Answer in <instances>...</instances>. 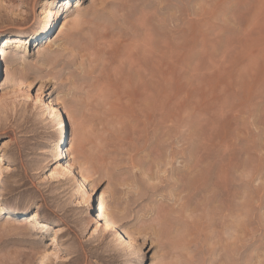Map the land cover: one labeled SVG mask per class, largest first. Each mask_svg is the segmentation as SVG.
Masks as SVG:
<instances>
[{
    "label": "rangeland",
    "instance_id": "1",
    "mask_svg": "<svg viewBox=\"0 0 264 264\" xmlns=\"http://www.w3.org/2000/svg\"><path fill=\"white\" fill-rule=\"evenodd\" d=\"M240 1L0 0V264H264Z\"/></svg>",
    "mask_w": 264,
    "mask_h": 264
},
{
    "label": "bare ground",
    "instance_id": "2",
    "mask_svg": "<svg viewBox=\"0 0 264 264\" xmlns=\"http://www.w3.org/2000/svg\"><path fill=\"white\" fill-rule=\"evenodd\" d=\"M241 2H243L242 4L243 5H245V7L246 8H248V10H244V12H247V11H249V13H251V19L249 20L250 22H252L253 24H257V25H263L264 24V0H241L240 1V3ZM49 4V3H48ZM242 7V6H241ZM244 7V8H245ZM243 8V7H242ZM242 8H240V9H242ZM245 8V9H246ZM54 9H47V10H45V12L43 13L44 15L41 17V18H39L37 21H39L40 23L41 22H45L46 23V25L48 26V25H50V24H52L55 20H56V17L57 16H59V12L58 11H53ZM245 15H246V13H245ZM248 15V14H247ZM250 17V16H249ZM250 24V23H249ZM35 22L33 23V24H30V26H28L29 28H34L35 27ZM37 26V25H36ZM253 26V25H252ZM249 27H251L250 25H249ZM255 27V26H254ZM255 28H257V27H255ZM24 28L23 27H21V26H14V30H16V31H22ZM37 29V28H36ZM257 30V29H256ZM250 32V31H249ZM256 32V31H255ZM262 32V31H261ZM254 34V33H253ZM252 34V35H253ZM258 34V33H257ZM259 35V34H258ZM107 36H108V34H107ZM251 36V35H250ZM254 36H256V35H254ZM97 41H99V40H97ZM10 41L9 40H7V43H9ZM96 42V41H95ZM99 43V42H98ZM113 42H111V44H112ZM152 43V42H151ZM162 43V42H161ZM97 44V43H96ZM8 44H6V46H7ZM98 45V44H97ZM156 45H158V44H156ZM95 45H93V48H95L94 47ZM108 46V45H107ZM153 46H155V45H153ZM111 47H112V45H111ZM101 48H103V47H101ZM101 48H99V49H101ZM156 48V47H155ZM89 49V48H88ZM90 49H92L91 47H90ZM164 49V48H163ZM102 50V49H101ZM129 50V49H128ZM134 50V49H133ZM7 50L4 48V49H2V50H0V57L2 56L3 57V59L5 60V57L7 56V52H6ZM103 51V50H102ZM89 52V51H88ZM155 51L153 50V53H154ZM158 52H160V51H158ZM99 53V52H98ZM97 53V54H98ZM106 53V52H105ZM161 53V52H160ZM159 53V54H160ZM88 54V53H87ZM96 54V55H97ZM159 54H157V55H159ZM164 54H165V52H164ZM153 55V54H152ZM163 55V54H162ZM167 55V54H166ZM106 56V55H105ZM163 57V56H162ZM164 57H165V55H164ZM163 57V58H164ZM159 58V57H158ZM132 58H130V60H131ZM155 59V58H154ZM156 59H157V57H156ZM133 60V59H132ZM158 60V59H157ZM164 60V59H163ZM134 61H136L135 59L133 60V62ZM137 61H138V59H137ZM165 61V60H164ZM166 61H169V60H166ZM157 62V61H156ZM155 62V63H156ZM131 63V65L133 66L134 65V63L132 64V62H130ZM136 64L138 63V62H135ZM160 63V62H159ZM158 63V64H159ZM165 63V62H164ZM139 64V63H138ZM152 64V63H151ZM162 64V63H161ZM168 64V63H167ZM163 65V64H162ZM162 65H158V66H162ZM148 66V65H147ZM131 67V66H130ZM135 67H137V66H135ZM141 67V66H140ZM166 67V66H165ZM171 67V66H170ZM167 68V67H166ZM156 69H158V68H156ZM162 68H160V70H161ZM170 69V68H169ZM142 70H143V68H142ZM141 70V71H142ZM171 70V69H170ZM136 71H138V68H136ZM159 71V70H158ZM165 71V70H164ZM139 72V71H138ZM137 72V74H139ZM144 72V71H143ZM158 73H160V72H158ZM165 74H166V71H165ZM117 75H118V73H117ZM147 76H149L148 74H147ZM151 76V75H150ZM148 77L149 79H151L152 77ZM166 76V75H165ZM163 77V76H162ZM168 77V76H167ZM117 78V77H116ZM155 78V77H154ZM154 78H152V79H154ZM141 80V79H140ZM164 80H165V78H164ZM164 80H162V81H164ZM158 81V80H157ZM157 81H156V83H157ZM151 82V81H150ZM159 82V81H158ZM151 84H154V81H153V83H151ZM158 84V83H157ZM154 86V85H153ZM147 87V86H146ZM149 91V90H148ZM150 93V92H149ZM152 94V93H151ZM150 96V95H149ZM152 96V95H151ZM29 198L30 197H28V198H26L27 200H29Z\"/></svg>",
    "mask_w": 264,
    "mask_h": 264
}]
</instances>
